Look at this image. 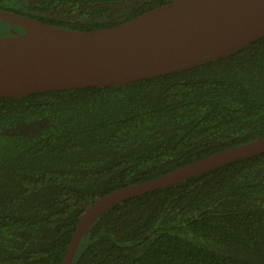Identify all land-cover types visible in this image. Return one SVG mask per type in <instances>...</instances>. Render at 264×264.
I'll list each match as a JSON object with an SVG mask.
<instances>
[{"label": "trees", "instance_id": "obj_1", "mask_svg": "<svg viewBox=\"0 0 264 264\" xmlns=\"http://www.w3.org/2000/svg\"><path fill=\"white\" fill-rule=\"evenodd\" d=\"M169 1L0 0V9L95 30ZM7 24L8 36L26 30ZM262 137L264 36L162 76L0 97V264H59L97 198ZM71 264H264V153L117 204Z\"/></svg>", "mask_w": 264, "mask_h": 264}, {"label": "water", "instance_id": "obj_2", "mask_svg": "<svg viewBox=\"0 0 264 264\" xmlns=\"http://www.w3.org/2000/svg\"><path fill=\"white\" fill-rule=\"evenodd\" d=\"M25 32L0 38V97L123 85L193 68L264 36V0H171L114 26L67 29L0 9ZM264 153V137L97 198L80 216L59 264H71L86 231L123 201Z\"/></svg>", "mask_w": 264, "mask_h": 264}, {"label": "rangeland", "instance_id": "obj_3", "mask_svg": "<svg viewBox=\"0 0 264 264\" xmlns=\"http://www.w3.org/2000/svg\"><path fill=\"white\" fill-rule=\"evenodd\" d=\"M2 22H0V38L7 37L8 35H6V33L11 27L9 24H7L8 22L5 23Z\"/></svg>", "mask_w": 264, "mask_h": 264}, {"label": "flooded vegetation", "instance_id": "obj_4", "mask_svg": "<svg viewBox=\"0 0 264 264\" xmlns=\"http://www.w3.org/2000/svg\"><path fill=\"white\" fill-rule=\"evenodd\" d=\"M26 30H24L23 32H25Z\"/></svg>", "mask_w": 264, "mask_h": 264}]
</instances>
